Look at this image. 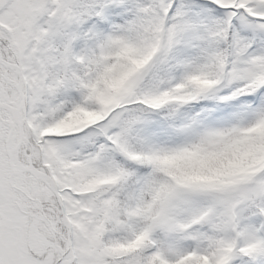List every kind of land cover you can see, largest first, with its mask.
<instances>
[{"label":"snow or ice","instance_id":"snow-or-ice-1","mask_svg":"<svg viewBox=\"0 0 264 264\" xmlns=\"http://www.w3.org/2000/svg\"><path fill=\"white\" fill-rule=\"evenodd\" d=\"M0 264H264V0H0Z\"/></svg>","mask_w":264,"mask_h":264}]
</instances>
